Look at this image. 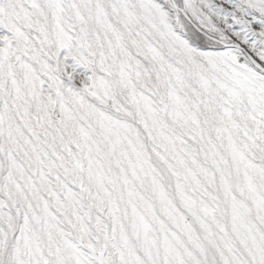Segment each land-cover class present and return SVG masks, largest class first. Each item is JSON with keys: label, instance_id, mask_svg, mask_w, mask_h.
Here are the masks:
<instances>
[{"label": "snow or ice", "instance_id": "1", "mask_svg": "<svg viewBox=\"0 0 264 264\" xmlns=\"http://www.w3.org/2000/svg\"><path fill=\"white\" fill-rule=\"evenodd\" d=\"M0 264H264V0H0Z\"/></svg>", "mask_w": 264, "mask_h": 264}]
</instances>
